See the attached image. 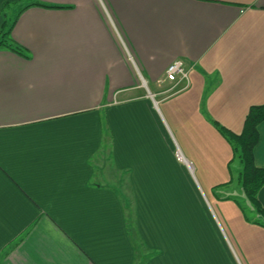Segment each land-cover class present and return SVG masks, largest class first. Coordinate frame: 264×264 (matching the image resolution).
Wrapping results in <instances>:
<instances>
[{
    "label": "crops",
    "instance_id": "obj_1",
    "mask_svg": "<svg viewBox=\"0 0 264 264\" xmlns=\"http://www.w3.org/2000/svg\"><path fill=\"white\" fill-rule=\"evenodd\" d=\"M4 40L0 264H264V226L222 236L206 202L219 128L264 104V0H0Z\"/></svg>",
    "mask_w": 264,
    "mask_h": 264
},
{
    "label": "rangeland",
    "instance_id": "obj_2",
    "mask_svg": "<svg viewBox=\"0 0 264 264\" xmlns=\"http://www.w3.org/2000/svg\"><path fill=\"white\" fill-rule=\"evenodd\" d=\"M188 69L190 74L191 68L188 67ZM189 83H190V79H189ZM166 86L168 87L167 89H165V91H167L171 87V84L168 83V85ZM165 91L161 92V94L163 95L162 97L164 96L168 97L173 94H177V92L165 93ZM232 164H233V168H232L233 178L232 180H230L231 182L230 187L226 188L225 186H222L216 189L215 196L218 199L217 201L218 203H214L211 199V195L207 193V197L211 201L210 204L206 200V202L208 203V209L210 210V213L215 223L217 224L222 236H259L255 233V231H253L254 229L251 230L245 226L247 224H250L251 226V223L253 224L255 221L264 223V220L259 214L256 213L254 208L250 205V203L242 193L241 185L239 183V173L241 171L240 168H242V166L239 162L238 157L234 159ZM203 175L204 178L215 183H223L224 181H226L224 179H227V174H223L222 171L221 173L219 172L215 173L213 176L212 175L209 176V174H205V173ZM193 178L196 181V178L194 176ZM128 202H130L129 204L131 205V201ZM237 203H239L244 210ZM130 211L131 208L126 210L127 219H128V215L131 214ZM255 225L256 224L254 223V225L252 226ZM128 229H130L131 231V221H129V219H128Z\"/></svg>",
    "mask_w": 264,
    "mask_h": 264
},
{
    "label": "trees",
    "instance_id": "obj_3",
    "mask_svg": "<svg viewBox=\"0 0 264 264\" xmlns=\"http://www.w3.org/2000/svg\"><path fill=\"white\" fill-rule=\"evenodd\" d=\"M11 28L12 27H8L6 29L4 37L9 36ZM5 41L6 40L0 42V47L5 44ZM8 46L15 51H20L19 48L13 47V45ZM263 122L264 104L252 106L250 108L245 119L243 131L240 134H236L225 127H220L219 131L230 143L233 150V158L229 163L230 166L236 157H238L242 166L239 173V183L241 185L242 193L256 213L264 220V207L258 198L260 190L264 187V169L258 168L254 159V151L260 140L259 126ZM230 183L231 182L228 184ZM239 206L241 207L240 204ZM255 223L264 226V223L262 222L255 221Z\"/></svg>",
    "mask_w": 264,
    "mask_h": 264
},
{
    "label": "built area",
    "instance_id": "obj_4",
    "mask_svg": "<svg viewBox=\"0 0 264 264\" xmlns=\"http://www.w3.org/2000/svg\"><path fill=\"white\" fill-rule=\"evenodd\" d=\"M165 81L171 84V87L165 91V93L171 92H181L186 90L189 83V69L187 64L181 60H178L171 64L165 73ZM142 83L146 86L145 81L142 78ZM154 98V96H152ZM169 97V96H168ZM178 157L182 159L181 155L178 153Z\"/></svg>",
    "mask_w": 264,
    "mask_h": 264
}]
</instances>
